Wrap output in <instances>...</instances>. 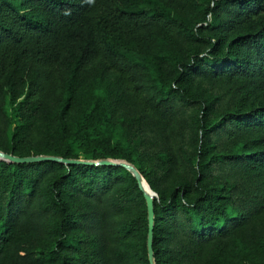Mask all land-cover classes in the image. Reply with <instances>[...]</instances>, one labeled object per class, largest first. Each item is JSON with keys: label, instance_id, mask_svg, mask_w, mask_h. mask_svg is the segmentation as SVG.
<instances>
[{"label": "trees", "instance_id": "trees-1", "mask_svg": "<svg viewBox=\"0 0 264 264\" xmlns=\"http://www.w3.org/2000/svg\"><path fill=\"white\" fill-rule=\"evenodd\" d=\"M0 152L132 165L156 264H264V0H0ZM148 236L127 169L0 161V264Z\"/></svg>", "mask_w": 264, "mask_h": 264}, {"label": "water", "instance_id": "water-1", "mask_svg": "<svg viewBox=\"0 0 264 264\" xmlns=\"http://www.w3.org/2000/svg\"><path fill=\"white\" fill-rule=\"evenodd\" d=\"M0 161L9 162L13 164H35V163H60L63 165H73V166H89V167H123L127 169L129 172L133 174V176L137 179L140 189L145 194V199L147 201L148 206V214H149V236H148V252H149V261L150 264H156L153 243H154V230H155V206L154 200L158 198V195L151 189L153 196H149L143 189L142 182L145 179L141 176V174L135 169L132 165L126 163H120L115 161H99V162H89L83 160H65L61 158L55 157H28V158H18L10 154L0 152ZM146 182V181H145ZM148 184V183H147Z\"/></svg>", "mask_w": 264, "mask_h": 264}, {"label": "bare ground", "instance_id": "bare-ground-1", "mask_svg": "<svg viewBox=\"0 0 264 264\" xmlns=\"http://www.w3.org/2000/svg\"><path fill=\"white\" fill-rule=\"evenodd\" d=\"M142 185H143V189H144V191L148 192L149 190H148L147 186L145 185L144 181L142 182ZM147 194H148V193H147ZM148 195H149V194H148ZM149 196H150V195H149Z\"/></svg>", "mask_w": 264, "mask_h": 264}]
</instances>
